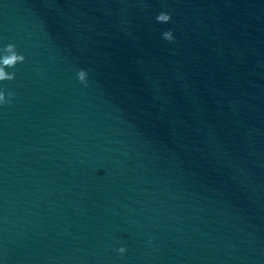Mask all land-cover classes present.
<instances>
[{"label":"water","instance_id":"1","mask_svg":"<svg viewBox=\"0 0 264 264\" xmlns=\"http://www.w3.org/2000/svg\"><path fill=\"white\" fill-rule=\"evenodd\" d=\"M9 44L0 264H264V0H0Z\"/></svg>","mask_w":264,"mask_h":264},{"label":"clouds","instance_id":"2","mask_svg":"<svg viewBox=\"0 0 264 264\" xmlns=\"http://www.w3.org/2000/svg\"><path fill=\"white\" fill-rule=\"evenodd\" d=\"M158 22H165L170 23L172 20V16L168 12H161L156 17ZM163 38L167 41H174L175 40V33L172 30H167L163 33ZM25 60V56L20 54L16 46L14 44L7 45L4 49H0V83L7 80H12L15 78V73H9L6 69L8 67H14L18 63H21ZM78 78L79 80L87 84L89 73L87 70H80L78 72ZM13 94L8 92L5 88L0 87V106H4L9 103L10 97ZM117 251L120 254H124L127 252L126 247H119Z\"/></svg>","mask_w":264,"mask_h":264}]
</instances>
